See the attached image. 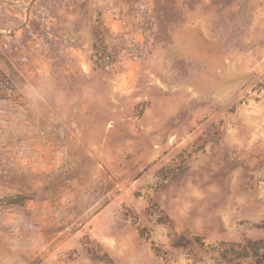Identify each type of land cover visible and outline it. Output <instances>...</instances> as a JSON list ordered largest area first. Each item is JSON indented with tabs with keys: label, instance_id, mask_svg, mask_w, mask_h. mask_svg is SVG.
Wrapping results in <instances>:
<instances>
[{
	"label": "rangeland",
	"instance_id": "374dc122",
	"mask_svg": "<svg viewBox=\"0 0 264 264\" xmlns=\"http://www.w3.org/2000/svg\"><path fill=\"white\" fill-rule=\"evenodd\" d=\"M0 264H264V0H0Z\"/></svg>",
	"mask_w": 264,
	"mask_h": 264
}]
</instances>
